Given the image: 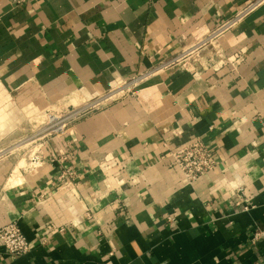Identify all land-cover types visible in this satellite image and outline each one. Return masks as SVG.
<instances>
[{
    "label": "crops",
    "instance_id": "obj_1",
    "mask_svg": "<svg viewBox=\"0 0 264 264\" xmlns=\"http://www.w3.org/2000/svg\"><path fill=\"white\" fill-rule=\"evenodd\" d=\"M250 1L0 0V123L102 105L37 146L0 131V228L32 246L0 264H264V5L214 33ZM197 138L218 166L190 184L163 155Z\"/></svg>",
    "mask_w": 264,
    "mask_h": 264
},
{
    "label": "built area",
    "instance_id": "obj_2",
    "mask_svg": "<svg viewBox=\"0 0 264 264\" xmlns=\"http://www.w3.org/2000/svg\"><path fill=\"white\" fill-rule=\"evenodd\" d=\"M17 4H22L30 0H14ZM264 5V0H252L243 8L239 9L230 19L223 22L214 31L216 35L222 34L231 30L233 27L241 23L246 17L256 11L258 8ZM139 78L133 79L131 82H125L118 89L111 91L108 94V98H112L113 95L122 89H126L130 84L138 83ZM94 102L98 103L97 106H93ZM102 105L99 101H91L83 105H72L66 108L59 109V111L51 110L47 116L44 126L36 130L38 136L33 138L22 139L18 144H22L27 141L26 146L36 144L37 141H43L51 136H64L69 129L73 127L77 122L87 117L94 111L100 109ZM33 156H36L34 153ZM37 158V156L35 157ZM163 159L168 161L169 166L179 168L186 181L190 184L195 183L203 176L215 170L218 166L216 157L209 145L201 138H197L187 145L171 149L166 146V152L163 155ZM57 161L61 164V174L58 177V181L61 186L76 184V175L73 171L68 169L65 164L69 161V153L62 154ZM240 195L237 206H241L244 209L248 207L243 206L242 195L244 191L240 189ZM170 220L172 218L170 217ZM264 239V231H257L254 234L253 240ZM0 247L4 251L13 256H24L31 252V242L25 233L22 231L18 222H10L0 228Z\"/></svg>",
    "mask_w": 264,
    "mask_h": 264
},
{
    "label": "rangeland",
    "instance_id": "obj_3",
    "mask_svg": "<svg viewBox=\"0 0 264 264\" xmlns=\"http://www.w3.org/2000/svg\"><path fill=\"white\" fill-rule=\"evenodd\" d=\"M74 104L77 106L79 103L78 102H74ZM98 103H96V105L94 106H97ZM101 107V106H99ZM59 108L60 107H50V108H47V107H39L37 110H33V109H36V107H34L32 109V107H28V108H24V109H19V108H12L11 110V118H13L12 120H9L5 125H3V123H0V131L4 132V131H7V132H12L14 133V135H16L15 133H17L16 131L18 130H38L40 129L41 127L44 126V123L46 122V119H47V116L49 114V112L51 110H56V111H59ZM28 111V112H27ZM31 111V112H30ZM32 113V114H31ZM43 115V117L41 116ZM43 119V120H42ZM19 137L17 136H8V137H4V138H0V146H13L16 142H18ZM28 142L25 141L23 142L22 144H15L14 146L15 147H12L11 149H14L16 147H19V146H24L25 144H27ZM27 147H30V145L26 146ZM25 147L20 149L19 151H16L14 152V154H12L13 157H16L18 156L19 153H21V156L19 157L21 160V158H26L25 157ZM3 154V153H2ZM1 155V154H0ZM24 163L26 162L25 160L23 161ZM22 162V163H23ZM26 166V164H25Z\"/></svg>",
    "mask_w": 264,
    "mask_h": 264
},
{
    "label": "bare ground",
    "instance_id": "obj_4",
    "mask_svg": "<svg viewBox=\"0 0 264 264\" xmlns=\"http://www.w3.org/2000/svg\"><path fill=\"white\" fill-rule=\"evenodd\" d=\"M212 44H213V43H212ZM205 47H206V46H205ZM214 48H215V47H214ZM190 49H191V48H190ZM196 55H197V54H196ZM198 59H199V58H198ZM198 59H197V60H198ZM57 107H58V106H57ZM41 116L43 117V115H41ZM42 120H43V119H42ZM23 164H24V162H23Z\"/></svg>",
    "mask_w": 264,
    "mask_h": 264
}]
</instances>
